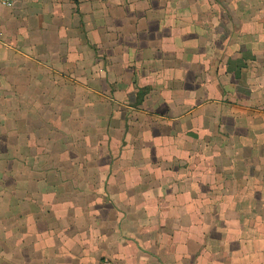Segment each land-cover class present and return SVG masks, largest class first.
Segmentation results:
<instances>
[{"label": "crops", "instance_id": "obj_1", "mask_svg": "<svg viewBox=\"0 0 264 264\" xmlns=\"http://www.w3.org/2000/svg\"><path fill=\"white\" fill-rule=\"evenodd\" d=\"M264 264V0L0 3V264Z\"/></svg>", "mask_w": 264, "mask_h": 264}, {"label": "built area", "instance_id": "obj_2", "mask_svg": "<svg viewBox=\"0 0 264 264\" xmlns=\"http://www.w3.org/2000/svg\"><path fill=\"white\" fill-rule=\"evenodd\" d=\"M0 3L11 6V5H13L14 0H0ZM102 264H112V262L108 259H104L102 261Z\"/></svg>", "mask_w": 264, "mask_h": 264}]
</instances>
